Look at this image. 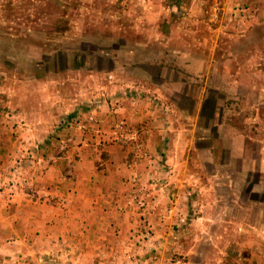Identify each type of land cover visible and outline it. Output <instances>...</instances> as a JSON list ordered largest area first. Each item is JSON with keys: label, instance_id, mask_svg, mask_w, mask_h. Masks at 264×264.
<instances>
[{"label": "crops", "instance_id": "crops-1", "mask_svg": "<svg viewBox=\"0 0 264 264\" xmlns=\"http://www.w3.org/2000/svg\"><path fill=\"white\" fill-rule=\"evenodd\" d=\"M200 4L189 2V17ZM206 12L214 14L210 8ZM176 29L165 27L153 36L165 50L159 73L165 70L174 80L181 79L180 73L188 79L205 75V57L173 50L193 46L190 34L196 30ZM206 44L203 39L201 46ZM137 71L150 74L143 65L116 60L109 70L88 73V85L77 84L75 96L61 94L54 103L46 91L32 95L30 108L24 100L25 105L15 106L29 132L14 142L19 152L11 156H22L19 145L25 142L21 147L30 155L22 172L30 181L0 190V264H203L195 262L196 256L205 257V264H264L263 112L259 118L256 112L255 129L248 133L221 119L213 124L211 115L203 139L209 141L205 154L217 167L205 181L198 177H205L204 169L192 166L198 159L192 143L201 102L183 116V108L163 103L166 95L179 91L151 89L135 78ZM81 98L100 102L96 125L86 121L89 109L75 107ZM74 111L86 128H58ZM118 119L127 124L124 139L114 135ZM9 127L10 121L0 123V170L13 163L7 165L2 154L1 133ZM223 154L226 161L220 163ZM136 175L170 177L155 191L144 217L130 186ZM148 227L145 239L141 233Z\"/></svg>", "mask_w": 264, "mask_h": 264}, {"label": "rangeland", "instance_id": "rangeland-1", "mask_svg": "<svg viewBox=\"0 0 264 264\" xmlns=\"http://www.w3.org/2000/svg\"><path fill=\"white\" fill-rule=\"evenodd\" d=\"M189 2L191 0H0V123L11 122V127L1 133L6 142L2 148L6 164L10 165L9 161L13 160L14 166L15 157L11 155L19 152L14 142L18 143L29 132L28 123L19 119L15 106L22 100L32 103V95L46 91L52 93L54 103L60 102L61 94L75 96L77 84L88 85L86 79H91L88 73L103 72L112 68L114 61L127 60L131 65H143L150 71L145 76L138 71L134 75L137 80H144L147 87L179 91L175 96L166 95L163 103L183 108V116L193 109L195 101L196 104L201 102V121L192 143L198 159L192 160V166L195 170L204 169L205 177H198L205 181L210 179L209 173L217 165L214 167V161L205 154L209 141L203 139L204 126L221 119L235 126V130L240 128L248 133L255 129L252 121L256 112L258 118L263 112L264 120V0H199V12L191 17ZM221 7L224 11L218 10ZM209 8L213 15L206 12ZM171 26L178 31L189 26L196 30L195 34H190L193 46L178 45L173 50H187L192 58L205 57L208 61L205 65L209 66L205 75L188 79L180 73L177 75H181V79L174 80V75L165 70L159 73V67L165 66L162 64L165 50L160 39L153 36L158 37L159 30ZM179 35L180 32L174 33L175 38ZM203 39L207 40L205 46H201ZM168 66L172 68L173 64ZM94 79L103 82L99 76ZM102 86L100 84V90L104 89ZM81 99L75 107L88 109L86 105L93 99ZM72 113L68 115L74 116L77 112ZM212 114L214 121L210 123ZM57 127L62 128L58 124ZM209 130L215 136L216 127ZM24 143L19 145L22 158L26 155L22 148ZM223 155L220 163L226 161ZM12 166L0 170V184L2 181L7 184L13 178L21 183L20 188L27 186L30 180L24 178L23 167L12 176ZM136 179L137 184L130 180V186L134 189V203L144 217L146 212L137 206L135 198H143L148 207L155 191L170 177L136 175ZM0 186V190H11L3 184ZM140 257L141 261L145 260ZM194 259L206 263L205 257ZM210 259L219 263L218 258L211 256Z\"/></svg>", "mask_w": 264, "mask_h": 264}, {"label": "built area", "instance_id": "built-area-1", "mask_svg": "<svg viewBox=\"0 0 264 264\" xmlns=\"http://www.w3.org/2000/svg\"><path fill=\"white\" fill-rule=\"evenodd\" d=\"M99 103V101H92L91 104H87L86 107L91 111L86 117V121L88 122V124L90 125H96L97 124V121L95 119V113H96V109L95 107L97 106V104ZM80 112H77L74 116H65L63 117L60 122L58 123V126L59 127H62V128H74V127H77V126H80V127H83V129L86 128V126L82 123H80ZM128 128H127V124L125 122L124 119H118L116 120L115 122V125H114V135L118 138H125V135L128 133ZM24 153L28 155H30V153L26 150H24ZM25 159V156L22 158V157H16L14 159V166H12L13 169L10 170V173H12V176L14 175V173L23 167V160ZM18 174L20 175V173L18 172ZM11 176V175H10ZM1 178V176H0ZM19 178V176H18ZM25 180H23L24 182ZM131 181L133 182V184H137V179H136V176H134L133 178H131ZM8 183L7 184H4V181H2L1 184L5 185V186H8L11 188V190L14 188H17L21 183L20 182H17L16 180H14L13 178L10 180V181H7ZM0 184V185H1ZM0 189H1V186H0ZM136 199V203H137V206L142 209V210H145V212L147 211V204H146V201L143 199V198H135ZM149 234H150V227L146 228L142 233V237L143 238H148L149 237Z\"/></svg>", "mask_w": 264, "mask_h": 264}]
</instances>
